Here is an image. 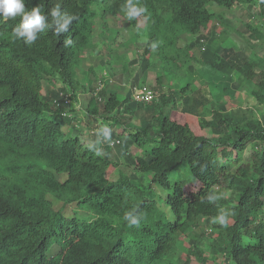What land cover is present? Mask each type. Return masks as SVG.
I'll list each match as a JSON object with an SVG mask.
<instances>
[{
  "label": "trees",
  "instance_id": "trees-1",
  "mask_svg": "<svg viewBox=\"0 0 264 264\" xmlns=\"http://www.w3.org/2000/svg\"><path fill=\"white\" fill-rule=\"evenodd\" d=\"M123 3L25 0L46 16L31 46L11 36L19 17L0 23V264H264V113L227 109L223 97L236 96L234 76L256 86L251 94L263 106L264 58L223 43L225 30L213 26L222 14L211 9L257 4L264 25V0H139L146 12L131 21ZM56 7L76 17L59 34ZM118 18L143 22L139 62L144 73L157 55L161 92L146 103L131 90L119 99L91 87L85 110L96 124L86 142L59 93L75 99L74 67L97 23L107 30ZM194 63L214 76L196 86ZM183 67L190 74L162 91V77L173 80ZM112 147L140 177L118 169Z\"/></svg>",
  "mask_w": 264,
  "mask_h": 264
},
{
  "label": "rangeland",
  "instance_id": "rangeland-1",
  "mask_svg": "<svg viewBox=\"0 0 264 264\" xmlns=\"http://www.w3.org/2000/svg\"><path fill=\"white\" fill-rule=\"evenodd\" d=\"M211 9L216 12H221L223 23H217L221 29L225 30V39L223 43L232 45L235 49L245 50L246 54H251L252 57H263L264 58V25L258 15L257 4L245 5V4H235L229 9L219 8L216 5H212ZM246 24H250L256 29H258L263 36L259 38H251L249 35V30L246 28ZM146 29L143 26V22H138L136 27H133L130 23L122 18L117 20H110L108 22L107 30L102 28L101 23H97L94 33H93V46L85 51L83 58L75 69V77L78 82L77 88L75 90V99L71 97L70 91L65 90V95L68 97V102L65 103V110L74 116L72 125H75L77 121L79 123L81 131H83V141H88L90 138L91 126L95 125L91 117L86 113V106L88 100L92 96L90 91L91 87L95 88L94 93H98L105 89L106 93L112 92L119 99H122L128 90H132L138 85H146L150 87L155 94L161 92L156 87V75L161 73L162 67L158 60L156 54L151 58V63L149 68L143 73L139 62V53L142 51L144 43L147 39ZM187 39V38H186ZM184 38L183 42L186 40ZM104 62H106L104 64ZM194 72L192 76L195 77V85L199 86L201 83L212 78L213 73L208 70L205 66L198 64H193ZM190 74L187 68H182L177 71V74L173 77L170 76L162 77V91H167L170 88L178 87V82L183 74ZM138 76V81H134V76ZM106 80V84L100 83L102 80ZM222 79L213 81L212 83L218 84L216 91L218 94L216 98L221 94L220 87L222 85ZM234 84L238 85L235 92H233L231 100L227 96H223L226 101L227 109L232 107H249V108H259L256 110L257 118H261L264 113V105L262 106L260 102L251 94L252 89L256 86L253 83L247 82L244 79H237L234 76L229 83L230 89H235ZM54 89H59L61 84L55 82L53 85ZM102 87V88H101ZM100 90L97 91L96 90ZM214 91L213 93L215 94ZM132 94V91H131ZM94 95V94H93ZM96 96V95H95ZM231 96V94H230ZM101 99V96H97ZM261 110V111H260ZM136 123L138 121L134 119ZM96 131L95 128H93ZM89 137V138H88ZM115 147H112L114 149ZM134 149V148H133ZM112 159H117L118 169L121 170L126 175L136 174L140 177L141 174L137 172L132 166L126 164L122 159H118L115 155V149L111 153ZM179 170L171 173L170 177L177 175ZM185 176V174H182ZM145 183L148 182V177H143ZM152 191L155 193L156 197L159 194V190L156 187H152ZM165 208V206H162ZM69 212V210H67ZM80 213L87 215L88 212L85 210H80ZM210 235V232H208ZM208 237L204 238L202 247L207 254H211L210 248H208ZM183 241H180L177 245L176 250L172 252L173 257H178L181 251L186 247L185 242L188 241V237L185 236ZM187 243V242H186ZM56 247H53L49 253H54ZM183 254V253H182ZM182 261V259H181Z\"/></svg>",
  "mask_w": 264,
  "mask_h": 264
},
{
  "label": "clouds",
  "instance_id": "clouds-1",
  "mask_svg": "<svg viewBox=\"0 0 264 264\" xmlns=\"http://www.w3.org/2000/svg\"><path fill=\"white\" fill-rule=\"evenodd\" d=\"M120 11L127 20L131 21L146 12V9L139 5V0H124ZM50 15L53 18H60L57 21L58 27L55 29L57 34L65 31L69 24L76 19L75 16L68 13L61 16L58 7L53 8ZM17 17L20 18L19 23L12 29L11 36L14 40H22L26 45L31 46L39 39L38 33L44 31L46 16L41 13L38 6L32 7L30 10L26 9L25 0H0V23L15 20Z\"/></svg>",
  "mask_w": 264,
  "mask_h": 264
},
{
  "label": "built area",
  "instance_id": "built-area-1",
  "mask_svg": "<svg viewBox=\"0 0 264 264\" xmlns=\"http://www.w3.org/2000/svg\"><path fill=\"white\" fill-rule=\"evenodd\" d=\"M100 83L102 84V82H98L99 85ZM100 90H97V91H100ZM131 91H132L131 97L133 101H136V102H146L147 103V102H151L157 99V94H155L154 91L146 85H138L134 87ZM59 95L64 99V102L66 101L68 102V97L65 95V93L60 92ZM94 95H97V93H94Z\"/></svg>",
  "mask_w": 264,
  "mask_h": 264
}]
</instances>
